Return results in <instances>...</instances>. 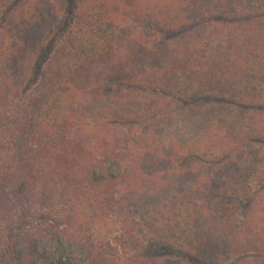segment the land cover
<instances>
[{
    "label": "trees",
    "instance_id": "1",
    "mask_svg": "<svg viewBox=\"0 0 264 264\" xmlns=\"http://www.w3.org/2000/svg\"><path fill=\"white\" fill-rule=\"evenodd\" d=\"M63 12L61 0H0V173L12 190L40 188L31 201L37 195L40 202H120L115 211L123 210L129 234L133 207L122 202L165 190L169 178L192 177L191 166L179 162L194 149L209 160L223 149L244 151L247 137L231 130L244 117L230 108L213 113L197 145L169 120L182 96L264 100V0H76L70 29L40 58ZM180 30L186 32L176 35ZM198 112L180 118L191 121ZM224 119L231 123L220 124ZM221 125L224 140L215 137ZM249 154L256 164L248 174L234 172L233 158L221 164L215 172L229 182L210 177L203 188L191 185L150 233L184 246L201 263L264 264V186L255 188L251 179L264 182V145L250 146ZM230 195L248 202L244 219H235L231 207L212 208ZM70 221L50 231L53 252L32 250L41 264L61 261L62 240L88 236ZM94 251L107 264L108 255ZM125 264L194 263L152 256Z\"/></svg>",
    "mask_w": 264,
    "mask_h": 264
},
{
    "label": "rangeland",
    "instance_id": "2",
    "mask_svg": "<svg viewBox=\"0 0 264 264\" xmlns=\"http://www.w3.org/2000/svg\"><path fill=\"white\" fill-rule=\"evenodd\" d=\"M61 1L64 9L61 22L46 43V48L42 51L40 58L49 53L51 46L56 40L66 34L71 27L76 0ZM2 23L3 19L0 20V25ZM184 32L186 30H180L176 35ZM181 98H183V101L178 99L173 101L176 115L174 114V117L169 121L170 127L172 129L177 128L184 140L187 135H191L194 144H199L211 126L209 120L217 116V112L221 108L227 107L233 111L232 113L235 116L244 117L242 124L231 123L229 119L221 120L219 123L228 122L234 124V128L231 130L235 132V129H238L242 138L247 137L248 144L247 142L244 145L242 144L244 151L236 153L234 156L233 152L223 149L217 153V157L209 160L205 151L194 149L191 154L179 162L180 164L191 166L194 171L192 177L177 176L169 178L168 186L165 190H160L159 193L153 194V196H142L138 202H127V200L122 202L123 204L131 203L133 207L130 209V216L133 219L130 217L129 223L131 222V224L129 226L132 225L135 230L129 234L124 233L127 223L125 221L126 217L120 213L123 210L120 212L115 211L121 205L120 202H40L39 200L42 199V196H37L40 193V188L36 187L33 191L22 190V187L18 188L19 190H12L9 180L0 173V264H24L21 260L27 253L31 254V257L35 256L32 252L33 249L46 256L45 254L52 250L51 245L47 243V241H51L47 240L50 237V231L55 228H66L69 226L70 220L73 221V226L70 227L76 233H78L80 228H84L86 230V233H84L88 236L84 237L79 233L77 234L78 236L75 235L76 237L72 238L73 241L71 243L68 240L61 241L67 249L63 257H60L62 264H70L69 262H72V264H103L102 259L97 258L96 254L93 255L95 253L94 250H97V253L104 252L108 255L107 257L111 259V262L108 259L107 264H114V262L125 264L130 259L152 256H175L194 264H205L194 257L184 246L152 235L149 226L155 219L160 222L163 221L162 212L172 211L170 208H173L171 206L175 202L186 200L185 197H182L183 191L185 189L188 190L191 185L193 186L192 188H203L201 182L210 177L214 178L218 183L226 182L225 174L215 172V170L225 162L228 164L230 159L233 158L234 166L237 167L234 172L239 171L241 174H248L254 168L256 163L253 156L249 154V148L259 144L264 145V100H245L223 93L192 97L182 96ZM194 109L199 112L197 116L191 118V121H184L185 118H180L182 117L180 114L184 115L186 110L188 112ZM216 110V114L213 115ZM217 125H215V128H217ZM159 127H161V124ZM220 127H218L221 129L220 132H214L215 137L222 140L224 136L228 135L224 133V126L221 125ZM249 137L251 138L250 140ZM206 170L208 172H205ZM197 178H199L198 182L200 183L196 182ZM251 179L255 183V188L264 186L263 181H257L258 177L256 175ZM163 181H167V178ZM32 192H38V194L31 201L29 197ZM184 194L188 196V192H184ZM209 201L208 199L207 202ZM212 202V208L219 209V212L223 208L231 207L234 209V217L238 220L244 219L246 212H248V202L237 196H224ZM108 204L116 206L106 207ZM102 205L105 208L104 211L95 216L92 213L93 208L96 210ZM72 206L77 208L74 212H71ZM90 207H92V210ZM58 211L62 213L58 214ZM71 215L73 216L72 219L70 218ZM166 217H169V214H166ZM174 218L175 216H173ZM81 222H84V226L89 227L90 230L81 226ZM111 224L113 225L111 226ZM10 245H13V247L10 248ZM112 253H115L114 256ZM31 259V264H41L42 262L39 258L34 257ZM61 261L57 260L55 264Z\"/></svg>",
    "mask_w": 264,
    "mask_h": 264
}]
</instances>
